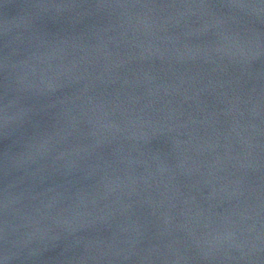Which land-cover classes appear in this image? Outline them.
Returning a JSON list of instances; mask_svg holds the SVG:
<instances>
[{
    "label": "water",
    "instance_id": "water-1",
    "mask_svg": "<svg viewBox=\"0 0 264 264\" xmlns=\"http://www.w3.org/2000/svg\"><path fill=\"white\" fill-rule=\"evenodd\" d=\"M0 264H264V0H0Z\"/></svg>",
    "mask_w": 264,
    "mask_h": 264
}]
</instances>
